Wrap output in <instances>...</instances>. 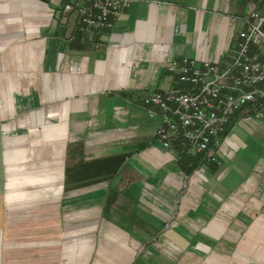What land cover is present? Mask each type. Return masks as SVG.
<instances>
[{"label":"crops","instance_id":"0c3cea01","mask_svg":"<svg viewBox=\"0 0 264 264\" xmlns=\"http://www.w3.org/2000/svg\"><path fill=\"white\" fill-rule=\"evenodd\" d=\"M247 10L132 0L87 27L61 0H0V224L25 206L59 264H263L264 107L240 109L212 159L165 146L143 100L184 85L172 58L227 62Z\"/></svg>","mask_w":264,"mask_h":264},{"label":"built area","instance_id":"2783aa9c","mask_svg":"<svg viewBox=\"0 0 264 264\" xmlns=\"http://www.w3.org/2000/svg\"><path fill=\"white\" fill-rule=\"evenodd\" d=\"M131 1L61 0V5L65 11L74 10L82 26L104 27ZM247 9L227 62L222 65L218 59L197 55L172 58L167 68L184 85L143 97L154 108L152 112L160 115L156 135L165 146L185 139L194 151L218 159L212 153L233 116L250 105L264 107V59L256 51L264 46V0H247Z\"/></svg>","mask_w":264,"mask_h":264},{"label":"rangeland","instance_id":"374dc122","mask_svg":"<svg viewBox=\"0 0 264 264\" xmlns=\"http://www.w3.org/2000/svg\"><path fill=\"white\" fill-rule=\"evenodd\" d=\"M256 51L264 59V46L257 47ZM25 209V206H18L17 213L10 221L0 224V264H34L30 262L34 259L37 261L36 264H59L61 255L58 248L59 236L45 235L42 229L47 227L45 220L40 217L27 220ZM30 214L32 215V211ZM34 249L37 251L35 254L31 252Z\"/></svg>","mask_w":264,"mask_h":264},{"label":"trees","instance_id":"16d2710c","mask_svg":"<svg viewBox=\"0 0 264 264\" xmlns=\"http://www.w3.org/2000/svg\"><path fill=\"white\" fill-rule=\"evenodd\" d=\"M224 132H225V131H224ZM224 132H223V133H224Z\"/></svg>","mask_w":264,"mask_h":264}]
</instances>
